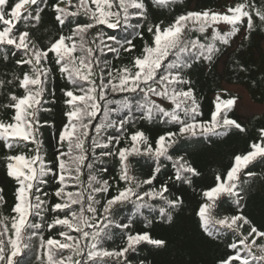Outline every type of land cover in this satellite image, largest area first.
<instances>
[{
  "label": "snow or ice",
  "instance_id": "snow-or-ice-1",
  "mask_svg": "<svg viewBox=\"0 0 264 264\" xmlns=\"http://www.w3.org/2000/svg\"><path fill=\"white\" fill-rule=\"evenodd\" d=\"M173 3L175 0H55L49 5L48 0H0V50L5 63L9 54L19 55L13 78L0 79L4 97L0 102V145L6 149V176L17 185L11 208L14 215L0 219V264H21L19 258L33 250L34 239L38 240L40 264H132L130 254L137 253L141 245L165 247L164 239L153 238L147 231L122 232L117 248L106 245L114 240V229L130 227L131 221L115 219L126 205H134L137 215H143L145 208H158L160 219L168 223L182 210V195L172 194L167 183L156 185L166 161L174 169L169 180L191 186L201 176L183 156L174 159L171 154L181 137L247 132L230 115L237 97L227 96V90L215 96L210 120L198 119L203 113L190 72L202 63H216L235 38H240L239 47H243L254 33H264V0H241L225 11H187L167 25L150 20L152 6L169 8ZM46 7L54 13L60 33L42 47L27 25H38ZM18 24L24 27L18 28ZM65 27L68 34L63 33ZM105 29L134 31L143 42L140 51L132 39L121 40ZM109 53L118 60L122 54H130L128 63L114 67L106 58ZM53 64L69 87L62 89L66 123L57 137L58 155L49 162L42 152V129L55 125L42 121L41 112L50 111L44 102ZM233 68L242 75L250 72L240 60ZM10 86L18 87L22 94L9 91ZM51 95H55L54 89ZM114 95L122 98L109 99ZM165 101L170 102L168 107ZM113 104L119 107L113 108ZM114 111H125L128 116L114 120ZM134 112H140L141 119L174 125L177 130L166 131L154 143L143 130L129 133L126 125L135 123ZM101 113L103 120L95 123ZM108 129L115 131L105 136ZM93 131L96 138L89 148L86 145ZM258 133L247 151L234 155L226 173L215 176L214 186L202 191L196 215L203 232L214 240H222L225 231L236 237L227 245L229 254L217 264H264V227L254 224L242 210L233 215L217 213L222 197L232 198L240 206L248 192L247 180L257 176L250 166L264 163V127ZM96 148L102 150L101 158H115L116 176L101 178L94 171L88 153ZM138 156L155 161L152 174L143 180L134 175L132 167L131 158ZM85 168L87 178L81 179ZM49 178L58 184L53 193L57 202L51 205L42 198L48 193L41 187ZM69 184L77 190H68ZM3 191L0 188V203H6ZM48 212L54 215L45 224ZM245 226L249 229L246 235ZM43 228L56 229L62 239H45Z\"/></svg>",
  "mask_w": 264,
  "mask_h": 264
},
{
  "label": "trees",
  "instance_id": "trees-1",
  "mask_svg": "<svg viewBox=\"0 0 264 264\" xmlns=\"http://www.w3.org/2000/svg\"><path fill=\"white\" fill-rule=\"evenodd\" d=\"M55 0H48L51 5ZM66 2V0H65ZM241 0H175V3L169 8H150V20L159 22L163 21L165 25L172 22L173 19L187 11H203L211 9L213 11H225L227 6H234ZM75 3V0H73ZM65 6L64 4L61 5ZM41 22L34 28L32 24L27 27L32 31V35L40 46H47L51 41L58 38L60 29L54 20V13L50 7H46L45 11L41 14ZM17 27H24L23 24H18ZM221 30H226L225 26L221 25ZM110 34H115L119 39L124 40L130 38L136 45L137 52L142 47V41L135 35L132 30H110L105 29ZM64 34H68V28L63 29ZM147 37V33H145ZM264 40V33L256 32L253 34L250 41H244V46L239 47L240 38H235V42L231 49H227L225 54L209 66L200 64L194 66L190 72L192 80V87L195 89L197 98L201 105V112L203 113L198 119L201 121H208L211 118V113L214 111V100L217 94H222L226 88L224 84L239 85L244 87L252 99L259 104L264 103V51L262 50V42ZM130 54H122L118 60L111 53L107 54V60L114 67L120 66L122 63H128ZM19 55L13 57L9 54V59L5 63L4 53L0 50V79L11 80L13 78L15 66L14 61L18 59ZM236 60L242 61L250 69L246 75L240 74L235 71L233 64ZM53 68V78L49 83V90L46 92V100L44 107L50 111L41 112V120H47L55 125V127H44L43 143L44 147L42 152L45 153L47 161H53V157L58 155L57 137L60 129L66 123V116L64 115L66 105L64 104L65 97L62 89L69 87L66 80L62 78L58 72V66L51 65ZM27 66L25 67L26 70ZM21 70V71H23ZM255 81V84H253ZM54 89L55 95L52 96L51 92ZM9 91H14L17 95L22 94V90L16 86H10ZM227 96H235L237 100L239 95L235 92L227 90ZM224 96L223 98H227ZM121 95L110 96L109 99L120 100ZM157 102H160L158 98ZM4 97L0 95V102H3ZM55 101L54 103L52 101ZM170 102L165 101L164 106L168 107ZM113 108H118V104H113ZM239 123L247 128L246 133L231 132L228 135H204L195 137H181L175 147L171 150L174 159L183 156L185 160L193 164L201 173L200 177L194 178L191 186L181 184L169 180L168 177L174 175L171 161L164 162L167 166L162 168L161 173L158 175L156 185L167 183L170 187L171 193L174 195H182L184 197V205L174 213V220L168 223L159 217L158 208H145L143 215L135 213L134 205H126L122 207L118 215L115 217L117 222L131 221L128 229H114L115 238L109 241L106 245L109 248H117L121 243V233H136V232H149L153 238L164 239L167 243L165 247L156 248L151 245L143 244L135 254H130L132 264H217V261L229 254L227 245L234 239L231 233L225 231L222 240H214L208 237L202 230L199 223V218L196 215L199 204L203 201L202 191L207 190L209 187L214 186V178L216 175H224L226 170L231 166L233 157L236 154H241L248 150L250 143L258 137V130L264 127V113L254 114L247 118H243L239 113L237 106L230 114ZM128 113L125 111H114L113 119L119 120L126 118ZM140 112H134L133 125H126V130L130 133L135 130H143L150 140L154 141L159 135L164 134L168 130H177V127L170 124H162L158 121H148L141 119ZM103 113H101L95 123L103 120ZM115 130L108 129L105 136L112 134ZM95 132L93 131L89 137V142L86 147L91 148V142L95 139ZM123 146V141L121 142ZM101 149H92L88 155L89 162L93 163L94 171L101 178L114 177L118 173V164L115 158H101ZM6 149L0 145V188H3V195L6 203H0V219L3 217H10L14 215L11 208L15 203V191L17 188L16 183L6 176L4 168V156ZM134 163V175L138 179L143 180L148 178L154 168L155 161L147 156H138L131 158ZM55 166L54 164L52 165ZM252 171L257 173V176L251 180H247L248 192L238 207L232 198L222 197L218 201L217 213L220 216L239 214L241 210L243 214L253 221L254 224L264 227V163L257 162L255 165L250 166ZM107 169V171H103ZM84 176L81 179H86L88 169L85 168ZM123 186V185H121ZM43 191L48 193V196L42 197L49 201V205L57 202V198L53 195L58 184L49 178V183L41 186ZM68 190L76 191L75 185L69 184ZM155 203V202H153ZM53 213H45L44 223H51ZM36 222H40L37 217ZM151 222V223H149ZM10 226V225H9ZM248 227L243 228L246 235ZM41 234L45 239L50 236H58L57 230L53 229L51 232L47 228L41 229ZM33 250H27L19 259L21 264H40L39 255L37 251L38 240L33 241ZM67 255V251L64 253Z\"/></svg>",
  "mask_w": 264,
  "mask_h": 264
},
{
  "label": "rangeland",
  "instance_id": "rangeland-1",
  "mask_svg": "<svg viewBox=\"0 0 264 264\" xmlns=\"http://www.w3.org/2000/svg\"><path fill=\"white\" fill-rule=\"evenodd\" d=\"M261 47L264 51V40ZM224 88L239 95L236 106L243 118H247L254 114L264 113V103H256L244 87L239 85L224 84Z\"/></svg>",
  "mask_w": 264,
  "mask_h": 264
}]
</instances>
